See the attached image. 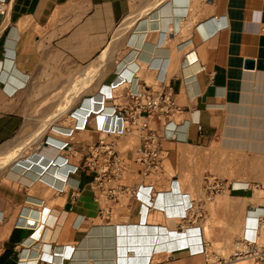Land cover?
Instances as JSON below:
<instances>
[{
	"label": "crops",
	"instance_id": "obj_1",
	"mask_svg": "<svg viewBox=\"0 0 264 264\" xmlns=\"http://www.w3.org/2000/svg\"><path fill=\"white\" fill-rule=\"evenodd\" d=\"M161 83L183 113L143 176L112 111ZM99 140L127 160L103 197L82 168ZM0 158V264L225 258L264 221V0H0Z\"/></svg>",
	"mask_w": 264,
	"mask_h": 264
},
{
	"label": "built area",
	"instance_id": "obj_2",
	"mask_svg": "<svg viewBox=\"0 0 264 264\" xmlns=\"http://www.w3.org/2000/svg\"><path fill=\"white\" fill-rule=\"evenodd\" d=\"M127 106L123 108H113L112 117L118 118L124 124L120 131H112L118 135H129L137 133L140 144L133 151L134 162L142 167V175L150 176L156 174L162 167L163 148L162 144L166 140L175 139V129L177 124L174 118L183 113L174 99V92L171 86L161 83L158 89L143 85L140 90L127 94ZM75 112V111H74ZM74 112L71 115H74ZM63 149H70L66 143ZM127 166V160L123 153L116 150L115 145L99 140L96 145L90 148L89 154L82 162V168L96 173L93 181L94 189H99L103 182L120 177ZM205 191L207 200L224 193L226 188L221 181L212 176H206ZM78 188V186H76ZM101 196L103 197V191ZM139 190L118 186L109 190L105 199H113L118 193L125 195H136ZM194 205V204H193ZM193 205L188 207V213L195 214ZM108 208L103 207L100 211V218L108 216ZM264 229V221L257 218L256 226L253 229V238H242L235 242L233 252L227 258H216L211 264H232L241 260L252 261V264L264 263V242H257L256 235ZM206 245L202 244V249L196 254H202L208 263V251ZM209 264V263H208Z\"/></svg>",
	"mask_w": 264,
	"mask_h": 264
},
{
	"label": "rangeland",
	"instance_id": "obj_3",
	"mask_svg": "<svg viewBox=\"0 0 264 264\" xmlns=\"http://www.w3.org/2000/svg\"><path fill=\"white\" fill-rule=\"evenodd\" d=\"M100 73V71H98V72H95V75H96V78L99 76V75H97V74H99ZM95 78V77H94ZM95 78V79H96ZM79 80V79H78ZM59 112V111H58ZM57 112V113H58ZM55 115V114H54ZM42 147V146H41ZM18 152L16 151V154H17ZM4 158V157H3ZM3 158H0V161L3 159ZM83 162V161H82ZM261 236H262V240L261 241H257V242H264V230L261 232ZM207 239H209L208 237H206ZM241 239V235H240V237H238L236 240H235V242L236 241H238V240H240ZM212 250L213 251H216L217 253H218V255H222V256H224L225 258H227V256L229 255V253H225V252H219V251H217V247L216 246H213L212 247ZM234 250V249H233ZM211 260H213L212 259V257L210 258V261ZM232 264H252V261H249V260H245V262L244 263H241V261H238V262H235V263H232Z\"/></svg>",
	"mask_w": 264,
	"mask_h": 264
},
{
	"label": "bare ground",
	"instance_id": "obj_4",
	"mask_svg": "<svg viewBox=\"0 0 264 264\" xmlns=\"http://www.w3.org/2000/svg\"><path fill=\"white\" fill-rule=\"evenodd\" d=\"M103 59V58H102ZM103 64V63H102ZM94 67V66H93ZM96 67V66H95ZM97 71V69H96ZM88 79V78H87ZM86 84V83H85ZM79 92V91H78ZM80 94V93H79ZM77 96V95H76ZM79 96V95H78ZM48 144V143H47ZM9 160V159H8ZM8 160H4V161H8ZM2 165V164H1ZM5 165V164H4ZM241 262H245V260H241Z\"/></svg>",
	"mask_w": 264,
	"mask_h": 264
}]
</instances>
